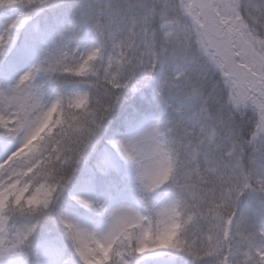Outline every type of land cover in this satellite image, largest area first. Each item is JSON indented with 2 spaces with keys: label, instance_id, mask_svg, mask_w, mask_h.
Masks as SVG:
<instances>
[{
  "label": "snow or ice",
  "instance_id": "snow-or-ice-1",
  "mask_svg": "<svg viewBox=\"0 0 264 264\" xmlns=\"http://www.w3.org/2000/svg\"><path fill=\"white\" fill-rule=\"evenodd\" d=\"M0 264H264V0H0Z\"/></svg>",
  "mask_w": 264,
  "mask_h": 264
},
{
  "label": "trees",
  "instance_id": "trees-1",
  "mask_svg": "<svg viewBox=\"0 0 264 264\" xmlns=\"http://www.w3.org/2000/svg\"><path fill=\"white\" fill-rule=\"evenodd\" d=\"M4 156H5V150L0 148V161H1V159L4 158Z\"/></svg>",
  "mask_w": 264,
  "mask_h": 264
},
{
  "label": "rangeland",
  "instance_id": "rangeland-1",
  "mask_svg": "<svg viewBox=\"0 0 264 264\" xmlns=\"http://www.w3.org/2000/svg\"><path fill=\"white\" fill-rule=\"evenodd\" d=\"M8 155H10V152H7V151H6V152H5V156H4V158H3L2 160L6 159Z\"/></svg>",
  "mask_w": 264,
  "mask_h": 264
}]
</instances>
